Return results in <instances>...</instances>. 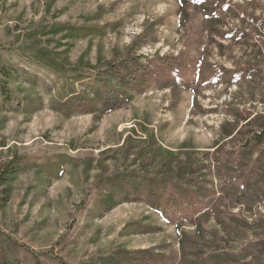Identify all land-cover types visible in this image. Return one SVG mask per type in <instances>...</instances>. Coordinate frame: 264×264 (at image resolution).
Wrapping results in <instances>:
<instances>
[{
	"label": "rangeland",
	"instance_id": "1",
	"mask_svg": "<svg viewBox=\"0 0 264 264\" xmlns=\"http://www.w3.org/2000/svg\"><path fill=\"white\" fill-rule=\"evenodd\" d=\"M225 4L239 7L242 17L223 14L218 28L231 31V40L216 32L209 38L192 7L183 20L176 0H0V64L14 73L11 109L0 108V161L22 158L10 199L0 208V264H103L120 250L155 247L180 260L175 224L142 201L123 202L101 215L99 184L124 168L139 169L138 151L149 145L151 133L154 146L181 159L203 158L219 144L225 150L217 154L220 163L238 161L250 133L224 138L222 126L249 119L238 121L232 112L264 113V0ZM70 25L105 29L63 38L61 27ZM36 56L51 66L34 61ZM127 56L138 57L137 74H148V85L141 92L121 87L130 100L96 119L83 110V97H94L98 70L89 65L100 59L101 77L112 81L108 62L119 66ZM74 66L84 72L82 79L75 78ZM262 147L241 169L245 176L258 169L254 160ZM211 179L209 205L234 215L241 227L226 233L211 218L203 224L206 236L215 231L222 253L264 264V182L243 192ZM133 222L160 229L140 233ZM181 229L195 231L188 221Z\"/></svg>",
	"mask_w": 264,
	"mask_h": 264
},
{
	"label": "trees",
	"instance_id": "2",
	"mask_svg": "<svg viewBox=\"0 0 264 264\" xmlns=\"http://www.w3.org/2000/svg\"><path fill=\"white\" fill-rule=\"evenodd\" d=\"M179 4V14L183 20L189 14V8L192 7L193 13H200L203 17L204 29H208V36L212 38L214 32L220 34L223 39L231 40L234 34L231 31H222L218 28L223 23L224 13L233 14L236 18H242L238 15L239 7L235 4L226 5L225 0H176ZM67 26V25H66ZM62 32L66 31L63 38H76L85 33H98L105 29V26L99 27H61ZM58 31V30H57ZM210 31V33H209ZM52 32H56L55 30ZM213 40V39H212ZM85 55V54H83ZM80 57L79 63L83 59ZM34 61L40 60V56L32 58ZM43 63L50 67V63ZM99 59L96 65H89V69L98 68L92 77L94 89L92 91L93 98L83 97L86 100L83 110L87 113H93L96 119L102 115L112 112L120 108L124 102L130 100V97L125 95V91L121 87L129 88L134 91L141 92L147 85L148 80L146 73L137 74L138 69L135 66L138 64V57L127 56L122 65H114L108 62L107 71L110 72L111 80L101 77ZM75 78L82 79L84 72L74 66ZM77 68V69H76ZM10 66L0 64V108L6 106L10 108L13 91L8 84L11 78L14 77ZM126 74H131V79H125ZM15 72V70H14ZM246 72H249L246 70ZM92 76V75H91ZM99 78V79H97ZM108 90L105 96H102L103 90ZM144 92V91H143ZM101 101V105L97 102ZM100 111V114H96ZM68 112L69 116L72 111ZM231 112V111H230ZM234 118L238 121L247 120L243 125H230L227 123L222 126V135L224 138H235L241 136L244 132L250 133L248 139L242 141L240 153H238V161L232 163L227 160L225 163L219 162L217 154H223L222 145L214 146V153L207 151L203 154V158L196 157L194 159H181L174 151L164 149L161 146H154L156 138L151 133V141L149 145L140 148L138 156L142 160V165L139 169L128 170L126 168L117 172L111 173L108 177H101V193L97 199V207L100 214L110 211L115 206L123 202H145L167 223L175 224L178 233V245L181 258L178 262L172 260V256L156 252L155 249L148 251L137 250L126 252L120 250L114 255H111L103 264H263L262 262L252 263L247 261L244 255H234L231 253H222L218 245V237L215 231H210L211 237L206 236V229L203 227L212 218L219 227L229 233L236 231L241 226L237 224L234 215L225 213L221 207L209 205V198L212 192L213 179L217 178L223 184H229L238 189L250 191L264 182V147L259 151L254 160L256 169L251 170L250 174L245 176L244 171L252 162V156L256 152L255 148H259L264 144V113L243 117L232 112ZM149 146V147H148ZM148 147V148H147ZM147 148V149H146ZM258 151V150H257ZM235 153L230 154L229 159ZM211 155L213 156L211 158ZM22 158L15 154L13 157L6 158L0 161V208H3L9 201L12 187L10 182L20 172ZM158 165L155 167V165ZM62 165L59 164V169L55 176L60 177L62 174ZM90 166V163L88 164ZM215 169L216 171H213ZM242 169V170H241ZM239 174V175H237ZM245 177V181H238ZM253 180V181H252ZM243 194V193H242ZM185 221H188L195 227L193 234L181 229ZM136 231L140 233H149L158 231L160 228L146 225L142 223H131ZM206 248H209L208 251ZM3 264H7L5 261ZM102 264V263H101Z\"/></svg>",
	"mask_w": 264,
	"mask_h": 264
}]
</instances>
